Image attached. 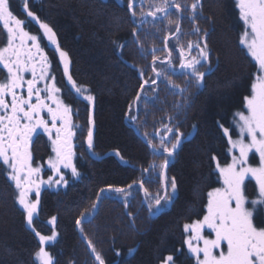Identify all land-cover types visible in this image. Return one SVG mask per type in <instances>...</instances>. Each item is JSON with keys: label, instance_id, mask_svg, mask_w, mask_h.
<instances>
[{"label": "trees", "instance_id": "16d2710c", "mask_svg": "<svg viewBox=\"0 0 264 264\" xmlns=\"http://www.w3.org/2000/svg\"><path fill=\"white\" fill-rule=\"evenodd\" d=\"M24 2L10 0V10L18 18L28 19L27 30L45 42L42 30L22 10ZM27 2L29 9L56 33L60 48L68 54V70L73 81L87 88L94 97L95 154L87 149L89 104L82 98L78 99L75 91L67 87L76 105L73 124L79 125L75 129L73 165L80 176L73 178L71 171H67L63 173L69 181L67 186L41 188L33 226L42 235L51 236L53 228L57 232L56 240L45 245L54 258V264H95L87 242L76 229V220L81 218V213L88 211L92 212V218L83 220L86 221L82 223L83 235L93 242L106 264H162L169 255L174 256L176 264H194L183 244L186 235H190L184 233L183 226L203 217L207 193L221 186L215 165L227 163L230 154L228 140L219 125L229 128L234 134L233 113L242 108L255 71L254 63L240 51L238 41L242 22L238 19L235 0H202L203 16L199 27L202 32H209L207 43L212 65V71L207 73L204 81L199 86L185 81L180 74L179 53L174 52V72L159 62L155 67L168 70L175 83L187 91L173 95V90L166 88V82L162 80L158 86L146 85L145 96L158 95L159 99L155 103L148 100L147 106L141 100L136 105L137 114L133 102L143 83L139 70L146 74L145 79L154 78L151 50L154 46L163 49L165 35L174 32L175 26L144 16L148 23L138 29L145 51L142 55L132 36L133 28L139 23L142 0H135L136 19L128 12L127 0ZM151 2L143 0L145 12ZM179 2L190 5L192 0ZM19 11L22 13H17ZM171 11L175 13V9ZM192 27L185 17L182 30L190 35L182 36L183 42L197 39L191 35ZM4 43L6 32L0 36V45ZM169 45L174 49L175 40H170ZM157 55L164 59L167 53L158 51ZM3 74H0V79H3ZM152 87H157L156 93L151 91ZM185 97L187 107L172 122L184 134L182 144L165 172L169 192L171 180L174 178L176 181V195L171 203L159 207V211L153 204L150 213L139 185L144 181L152 195L157 192L163 194L159 168L162 158L147 147L143 133L152 134L161 128V122L169 123L167 116H176L174 106L178 101L182 103ZM129 105H132L131 110ZM126 114L136 116L137 120L133 122ZM154 139L159 142L158 137ZM32 148L38 157L46 152L40 140ZM115 152L119 155H114ZM47 153L41 157H47ZM213 156L216 160L212 159ZM254 187L253 181L247 188L250 199L255 196ZM115 188L124 189V193L110 190ZM126 193H131L127 201ZM15 195L14 185L0 174V264H34L39 238L27 226L23 210L15 202ZM31 199L34 200L35 196ZM97 200L95 212L92 204ZM53 217L56 218L55 223L49 224Z\"/></svg>", "mask_w": 264, "mask_h": 264}, {"label": "snow or ice", "instance_id": "6c2138e0", "mask_svg": "<svg viewBox=\"0 0 264 264\" xmlns=\"http://www.w3.org/2000/svg\"><path fill=\"white\" fill-rule=\"evenodd\" d=\"M10 7V0H0V25H2L0 36L6 32V43L0 45V74L6 73L3 79H0V174L14 185L15 202L23 210L27 226L39 238V249L34 253V264H54V258L46 250L45 245L56 240L57 232L53 228L51 236L40 234L33 226L34 218L40 202L41 185L67 186L69 181L65 174L61 173V167L70 169L73 178L80 176L72 163L75 155L72 138L79 125L73 124L72 105L65 103L60 96L62 89L55 82L51 62L45 54L41 39L37 34L27 30L29 20L18 18ZM127 8L133 19H136L135 0H127ZM173 8L175 13L171 11ZM235 8L238 9V19L242 22L238 41L240 51L254 63L255 71L252 73L249 94L243 98L242 108L233 113L232 124L238 132V137L234 139L230 135L229 128L219 125L224 136L228 138L231 155L230 163L225 166L216 164L215 171L219 173L218 180L223 186L207 193L208 199L203 218L196 219L190 224L185 223L183 226L184 233H190L186 235L183 244L187 247L188 258L194 264H264V219L261 218L264 214V0H235ZM23 11L30 21L39 26L49 45L55 47V52L58 53L64 67V75L75 91L76 97L82 98L91 105L94 97L88 94L87 88L78 86L69 75L68 54L60 48L53 28L48 23L42 22L29 9L27 0L23 4ZM144 16L151 17L153 21H167L169 26H175V31L165 35L163 49L154 46L151 50L154 78L145 79L146 74L143 70H139L143 83L133 102L137 106L141 100H144L147 106L148 100L155 103L159 99L158 95L148 97L144 93L146 85L158 86L161 80L166 82V88L173 90V95H182L187 91L186 88L175 83L168 70L155 67L159 62L166 65V69L174 72V52L179 53L180 74L185 81L199 86L207 73L212 71L211 50L207 43L209 32L207 30L202 32L199 27V20L203 16L202 0H192L190 5L179 0H152L146 12L143 10L142 0L139 23L132 31L134 43L141 50L142 55L145 51L139 39L138 29L148 23L143 19ZM185 17L193 25L191 35L197 36L196 40L188 39L186 43L181 39L184 35H190L182 30ZM170 40H175L174 49L170 48ZM120 47L123 48L124 45ZM158 51L166 52L167 56L161 59L157 55ZM26 73H30L31 78H26ZM40 84H43V87L38 86ZM151 91L156 93L157 87H152ZM24 92L26 95L23 94ZM53 104L55 107H52ZM187 105L188 100L185 97L182 103L178 101L174 106L177 110L176 116H167L169 123L161 122V128L155 129L152 134L147 131L143 133L147 147L157 154L158 158H162V163L159 165L162 182L165 181L164 170L169 165V158L182 144L184 135L179 126L172 122L178 119L179 113ZM131 108L132 105H129L130 110ZM44 112L47 113V117L42 115ZM126 117L133 122L137 120L136 116L129 114H126ZM93 123L92 112L89 110L87 134L89 152H93L94 148ZM53 131L55 136L52 135ZM42 135L48 137L52 152L55 154L47 160L48 167L59 179L54 180L53 176H49L47 180L39 179L42 169L40 166H33L31 149ZM154 137H158V143ZM235 152L239 155H235ZM160 154H163L162 157ZM212 159L216 160V157L213 156ZM257 160L258 162L253 163ZM155 167L153 165V169ZM253 181L255 196L250 199L247 188ZM128 187L131 188L132 185ZM139 187L143 190L148 210L152 213L153 204L158 206L156 210L159 211V207L173 201L177 185L173 178L170 184L171 192L165 184L163 194L157 192L155 195L148 191L144 181L140 182ZM110 190L124 193L122 188ZM33 191H35L34 200L29 199V194ZM101 192H104V189H101ZM130 195L131 193L125 194V201ZM161 201L164 202L163 205ZM125 207H128L127 203ZM96 208L97 204L93 202L92 209ZM91 218V211L81 213V218L76 220V226L87 242L95 264H106L93 242L83 235L82 221ZM55 219V217L51 218L48 223L54 224ZM194 241L196 243H193ZM119 254L117 252V255ZM162 264H176L174 256H167Z\"/></svg>", "mask_w": 264, "mask_h": 264}, {"label": "flooded vegetation", "instance_id": "af4514ba", "mask_svg": "<svg viewBox=\"0 0 264 264\" xmlns=\"http://www.w3.org/2000/svg\"><path fill=\"white\" fill-rule=\"evenodd\" d=\"M29 43H31V42H29ZM41 43H42V46L45 49V54L48 55L49 60L51 62V71L55 75V78H56V81L55 82H56L57 86L62 89V92L60 93V96L64 100L65 103L72 105L73 112H74L76 105H75V102L71 99V93L67 90V87L72 88V86L68 83V81H66V78H65V75H64V70L62 69V67L60 65V60L55 55V53H53L51 51V49L48 47V44L47 43L43 42L42 40H41ZM3 75H6V73H4ZM25 77L26 78H31L30 73H26L25 74ZM38 86L43 87V84H40ZM23 94L26 95V92H24ZM72 96H74L73 93H72ZM49 103H51V102H49ZM52 107H55V105L53 104ZM75 114L76 113L74 112L73 115H72L73 123H74ZM42 115L45 116V117H47V113L46 112L42 113ZM49 123H51V122L49 121ZM52 135L55 136V131H53ZM74 141H75V135L72 138L73 152L75 153L76 152V146H75ZM40 142L42 143V147L46 150V152H48L47 153L48 156L47 157H44V158L41 157V156H45V154H46V152H45L43 155H40V157H38V156L35 155L36 153L33 152V148H32L31 150H32V153H33V158H34L33 161L34 162H37V161L43 162V161L47 160L51 156V154H52L51 142L48 140V137L42 135L41 136V139H40ZM74 160H75V155L73 156L72 163H74ZM67 171H70V169H68V170L67 169H62L61 173L63 174V172H67ZM44 175H46V174H44ZM261 218L264 219V214L261 215ZM206 233H207V231H206Z\"/></svg>", "mask_w": 264, "mask_h": 264}, {"label": "rangeland", "instance_id": "374dc122", "mask_svg": "<svg viewBox=\"0 0 264 264\" xmlns=\"http://www.w3.org/2000/svg\"><path fill=\"white\" fill-rule=\"evenodd\" d=\"M141 1V0H140ZM174 9V8H173ZM23 10V9H22ZM17 13H19V14H21L22 12H17ZM14 15H15V13H13ZM41 36H42V38L43 39H45V43H47L48 44V47L51 49V51L53 52V53H55V55L58 57V59L60 60V58H59V55H58V53H56L55 52V47L54 46H50L49 45V42H48V40L46 39V38H44L43 37V32H41ZM60 65H61V67H62V69L64 70V67H63V64L61 63V61H60ZM88 94H90L89 93V91H88ZM89 108H90V110H91V112H92V108H93V106H92V104L91 105H89ZM92 131H93V125H92ZM230 135H232V137L235 139V138H237L238 137V132L237 131H235L234 132V134H231L230 133ZM226 139L228 140V138L226 137ZM228 150H229V146H228ZM114 155H117V153L115 152V153H113ZM235 155H239V153L238 152H235L234 153ZM54 153L52 152V154H51V156L50 157H54ZM251 155V154H250ZM49 159V158H48ZM47 159V160H48ZM33 160H34V158H33ZM47 160H45V161H43V162H39V161H37V162H34L33 161V166L35 167V166H40L41 167V173H40V175H39V179H43V180H47L48 179V177L49 176H53V179L54 180H56V179H59V177L58 176H56V175H54L53 174V172H52V170L48 167V164H47ZM229 162H227V163H230L231 162V155H230V159L228 160ZM256 162H258V160L257 161H253V163H256ZM227 163H225L224 164V166L227 164ZM217 164V163H216ZM221 166H223V165H221ZM62 169H64L63 167H61ZM62 169H60V171H62ZM215 169H216V165H215ZM68 170V169H67ZM48 171V172H47ZM71 171V170H70ZM47 172V173H46ZM64 173V172H63ZM44 174H46V175H44ZM218 175H219V173H218ZM221 183V182H220ZM223 185H222V183H221V187H222ZM45 187H49L47 184H44V185H41V188H45ZM60 188V187H62V186H59V185H54V186H51V188ZM32 196H35V191H33V192H31L30 194H29V199H31V197ZM207 204V203H206ZM203 218V217H202ZM201 218V219H202ZM207 230H205V232H206ZM193 243H196L195 241L193 242ZM200 245L202 246V242H200ZM186 249H187V247H186Z\"/></svg>", "mask_w": 264, "mask_h": 264}, {"label": "water", "instance_id": "95a60500", "mask_svg": "<svg viewBox=\"0 0 264 264\" xmlns=\"http://www.w3.org/2000/svg\"><path fill=\"white\" fill-rule=\"evenodd\" d=\"M141 2V1H140ZM140 92V91H139ZM136 98V97H135ZM134 111H136V104H134ZM136 114H137V111H136ZM171 160H172V157H171V159H170V162H171ZM170 162H169V165H170ZM168 165V166H169ZM167 169V168H166ZM166 169L164 170V172H166ZM166 175V174H165ZM162 182V181H161ZM162 185H163V188L165 187V181L164 182H162ZM125 190H128V189H125ZM142 197H143V202L145 203V205H146V202H145V197L143 196V191H142ZM98 198V197H97ZM98 203V200L96 201V204ZM95 210V212H96V209H94ZM156 214H157V212H156ZM84 222H86V221H82V223H84ZM76 229L78 230V228H77V226H76ZM78 232H79V230H78ZM79 234H80V236H81V232H79ZM83 239V238H82ZM84 241V240H83Z\"/></svg>", "mask_w": 264, "mask_h": 264}]
</instances>
